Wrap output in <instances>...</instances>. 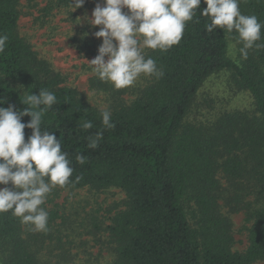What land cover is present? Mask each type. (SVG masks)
Listing matches in <instances>:
<instances>
[{
  "label": "trees",
  "instance_id": "16d2710c",
  "mask_svg": "<svg viewBox=\"0 0 264 264\" xmlns=\"http://www.w3.org/2000/svg\"><path fill=\"white\" fill-rule=\"evenodd\" d=\"M159 1L139 64L150 81L127 102L124 89L90 79L108 94L103 111L20 36L19 0H0V186L22 196L0 197V264H44L38 253L60 216L37 188L124 192V210L102 229L112 264L264 263V0ZM221 72L254 112L190 122L199 90ZM240 213L243 252L233 251Z\"/></svg>",
  "mask_w": 264,
  "mask_h": 264
},
{
  "label": "rangeland",
  "instance_id": "374dc122",
  "mask_svg": "<svg viewBox=\"0 0 264 264\" xmlns=\"http://www.w3.org/2000/svg\"><path fill=\"white\" fill-rule=\"evenodd\" d=\"M51 0H19L18 32L37 57L50 64L91 107L108 110V94L92 90L89 81L103 78L115 89H124V100L130 102L150 76L140 70V60L149 47L148 28L158 13L159 0H74L69 8H53ZM51 7L53 9H51ZM93 42L98 55L80 52L74 40ZM229 56H237L229 43ZM254 112L249 93L237 91L229 72L208 78L199 90L188 119L195 124L215 121L221 114ZM221 182H226L221 178ZM226 186V184H225ZM45 193L40 199L47 210H56L51 239L45 241L38 257L44 264H112L114 255L102 229L118 211L124 210V192L110 188L103 192L89 189ZM51 193V195H49ZM0 197L20 200V191L0 186ZM51 201V202H50ZM223 206V203H221ZM223 212L227 209L222 207ZM235 244L233 251L247 247L244 214L231 216ZM32 229V228H31ZM36 234L41 233L34 227ZM255 264H264L261 262Z\"/></svg>",
  "mask_w": 264,
  "mask_h": 264
}]
</instances>
